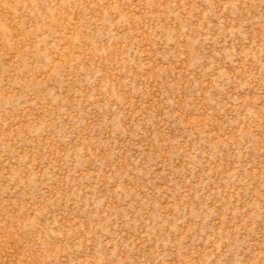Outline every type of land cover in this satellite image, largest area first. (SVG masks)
<instances>
[{"label":"rangeland","instance_id":"rangeland-1","mask_svg":"<svg viewBox=\"0 0 264 264\" xmlns=\"http://www.w3.org/2000/svg\"><path fill=\"white\" fill-rule=\"evenodd\" d=\"M0 264H264V0H0Z\"/></svg>","mask_w":264,"mask_h":264}]
</instances>
